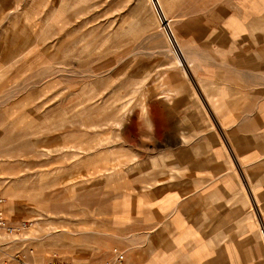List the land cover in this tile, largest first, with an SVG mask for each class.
<instances>
[{"label": "rangeland", "instance_id": "rangeland-1", "mask_svg": "<svg viewBox=\"0 0 264 264\" xmlns=\"http://www.w3.org/2000/svg\"><path fill=\"white\" fill-rule=\"evenodd\" d=\"M174 4L0 0V198L11 226L27 224L0 233V259L126 262L118 204L174 163L156 102Z\"/></svg>", "mask_w": 264, "mask_h": 264}, {"label": "crops", "instance_id": "crops-1", "mask_svg": "<svg viewBox=\"0 0 264 264\" xmlns=\"http://www.w3.org/2000/svg\"><path fill=\"white\" fill-rule=\"evenodd\" d=\"M174 5L156 82L174 163L118 204L124 264H264V0Z\"/></svg>", "mask_w": 264, "mask_h": 264}, {"label": "built area", "instance_id": "built-area-1", "mask_svg": "<svg viewBox=\"0 0 264 264\" xmlns=\"http://www.w3.org/2000/svg\"><path fill=\"white\" fill-rule=\"evenodd\" d=\"M167 32L169 33V42L173 48L177 47L175 48L176 49L175 51L177 52L178 46L174 40L173 35L171 34L169 26H167ZM26 228H27L26 223H22L18 227H13L7 222L3 211V199L0 198V233L5 234L6 236H14L21 231H25ZM2 252L3 251L0 248V253ZM113 253H115V258L111 264H122L121 255L118 254L116 250H114ZM0 264H28V263L26 262L25 257L18 252L14 254V256H11L8 259H0ZM45 264H71V263L63 260H52Z\"/></svg>", "mask_w": 264, "mask_h": 264}, {"label": "bare ground", "instance_id": "bare-ground-1", "mask_svg": "<svg viewBox=\"0 0 264 264\" xmlns=\"http://www.w3.org/2000/svg\"><path fill=\"white\" fill-rule=\"evenodd\" d=\"M7 238H9V237H5V236H1V235H0V240H1V242H5L4 240H6ZM14 241H15V242H16V241H19L18 236H15V237H14V240H12V238H10V242H14ZM22 241H23V240H22ZM1 242H0V243H1ZM3 247H4V246H3Z\"/></svg>", "mask_w": 264, "mask_h": 264}]
</instances>
